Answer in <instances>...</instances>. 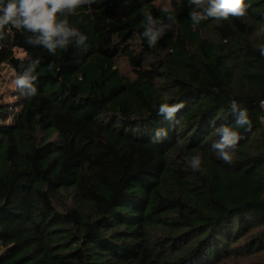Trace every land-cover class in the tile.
<instances>
[{"label":"trees","instance_id":"1","mask_svg":"<svg viewBox=\"0 0 264 264\" xmlns=\"http://www.w3.org/2000/svg\"><path fill=\"white\" fill-rule=\"evenodd\" d=\"M157 1L83 5L67 19L86 39L54 55L27 43L32 33L0 29V78L39 61L37 94L18 88L0 103V264L264 257V0L196 25L190 13L206 2L167 0L164 11ZM161 103L183 107L169 116ZM244 110L250 128L236 125ZM222 126L239 136L231 163L213 147Z\"/></svg>","mask_w":264,"mask_h":264},{"label":"clouds","instance_id":"2","mask_svg":"<svg viewBox=\"0 0 264 264\" xmlns=\"http://www.w3.org/2000/svg\"><path fill=\"white\" fill-rule=\"evenodd\" d=\"M93 0H7L4 3L0 0V29L5 25H11V29L23 30L32 33L28 37L27 43L40 44L42 43L47 50L53 55L57 49H67L73 39H78L82 43L86 37L80 32L77 27L69 25L68 15H76L77 9L85 4H89ZM208 7L203 13L192 11L190 18L193 25L199 24L201 21L213 17L216 20H228L229 17L241 18L246 15L249 5L244 3V0H191V3L196 5H204ZM167 11V8L164 9ZM58 14L64 18H58ZM149 25L153 24L151 14L147 15ZM150 38V46L154 45L159 33L154 32L152 27H148L144 33ZM0 39L3 36L0 35ZM264 55V49L261 50ZM39 61L36 62L38 65ZM36 65H31L22 76H17L14 84L17 88L27 89L29 98L37 94V89L32 85L31 81L36 77L32 75ZM231 106L236 109L238 105L235 100L231 101ZM183 104H168L161 103L159 105L160 113H167L171 116L178 109L182 108ZM261 107H264V101H261ZM238 127L248 125L251 127V121L248 117L247 110L241 111L236 120ZM220 134V141L213 145L218 149V158L225 163H231L234 157L233 149L239 140L238 133L229 126H222L217 129ZM201 159L195 156L191 160V168L193 171H199Z\"/></svg>","mask_w":264,"mask_h":264},{"label":"rangeland","instance_id":"3","mask_svg":"<svg viewBox=\"0 0 264 264\" xmlns=\"http://www.w3.org/2000/svg\"><path fill=\"white\" fill-rule=\"evenodd\" d=\"M157 5L163 8H170V2L167 0H158ZM16 55L19 57H24V53L21 50H16ZM118 67L120 70L128 75L133 76L134 70L130 65L129 61L125 58H122L118 61ZM17 77L16 72L9 68L5 67L2 77L0 78V103H14L16 101V94L18 93V88L14 84V80ZM264 257L259 261V264H263ZM235 263V261L233 262ZM239 264H256V262H251L248 260H240Z\"/></svg>","mask_w":264,"mask_h":264},{"label":"built area","instance_id":"4","mask_svg":"<svg viewBox=\"0 0 264 264\" xmlns=\"http://www.w3.org/2000/svg\"><path fill=\"white\" fill-rule=\"evenodd\" d=\"M262 101H264V99H263ZM260 106H261V103H260ZM261 109H262V110H263V112H264V107H261Z\"/></svg>","mask_w":264,"mask_h":264}]
</instances>
